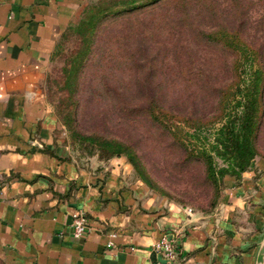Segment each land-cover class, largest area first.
Masks as SVG:
<instances>
[{
    "label": "crops",
    "instance_id": "0c3cea01",
    "mask_svg": "<svg viewBox=\"0 0 264 264\" xmlns=\"http://www.w3.org/2000/svg\"><path fill=\"white\" fill-rule=\"evenodd\" d=\"M95 1L0 0V262L150 264L168 234L177 264H255L264 156L238 179L226 176L203 214L151 192L124 156H84L71 145L47 84L59 40ZM77 210L89 226L80 240L71 238Z\"/></svg>",
    "mask_w": 264,
    "mask_h": 264
},
{
    "label": "rangeland",
    "instance_id": "374dc122",
    "mask_svg": "<svg viewBox=\"0 0 264 264\" xmlns=\"http://www.w3.org/2000/svg\"><path fill=\"white\" fill-rule=\"evenodd\" d=\"M222 27L238 30L244 42L259 49L264 66V0H154L108 16L96 31L75 97L81 131L130 142L146 167L151 192L203 214L216 205L210 206L212 188L202 163L186 159L169 134L144 114L143 105L154 94L164 107L211 114L217 89L233 79L236 55L202 32ZM79 46L70 28L50 67L47 97L62 123L67 102L62 67ZM69 140L76 152L89 155ZM257 145V156H264V115Z\"/></svg>",
    "mask_w": 264,
    "mask_h": 264
},
{
    "label": "trees",
    "instance_id": "16d2710c",
    "mask_svg": "<svg viewBox=\"0 0 264 264\" xmlns=\"http://www.w3.org/2000/svg\"><path fill=\"white\" fill-rule=\"evenodd\" d=\"M143 1L98 0L84 9L74 27L67 29L71 28L80 38V46L68 64L62 67V90L67 94V102L62 104L66 108L63 124L73 142L86 149L88 156L97 154L103 159L124 156L135 175L152 188L146 167L130 142L79 129L76 117L78 102L75 98L82 68L91 53L98 27L108 16L133 11L154 0ZM202 35L236 55L231 65L233 79L217 89L211 114L183 112L176 110L174 105L164 107L154 94L147 96L143 112L181 147L186 159L202 163L205 180L212 188L210 206L214 207L224 178L238 179L252 166L259 153L257 143L264 115V66L259 49L244 42L238 30L222 27L202 32Z\"/></svg>",
    "mask_w": 264,
    "mask_h": 264
},
{
    "label": "built area",
    "instance_id": "2783aa9c",
    "mask_svg": "<svg viewBox=\"0 0 264 264\" xmlns=\"http://www.w3.org/2000/svg\"><path fill=\"white\" fill-rule=\"evenodd\" d=\"M188 209V208H187ZM190 212L191 209H188ZM71 238L74 240H80L86 231L89 229L88 220L83 210H77L74 212L70 222ZM116 233L109 234L111 240L108 241L107 246H112V238ZM154 249L161 254V259L151 261L150 264H177L178 262V249L177 243L172 236L163 234L160 240L154 245Z\"/></svg>",
    "mask_w": 264,
    "mask_h": 264
},
{
    "label": "water",
    "instance_id": "95a60500",
    "mask_svg": "<svg viewBox=\"0 0 264 264\" xmlns=\"http://www.w3.org/2000/svg\"><path fill=\"white\" fill-rule=\"evenodd\" d=\"M255 264H264V233H263V239L260 243V246L257 252Z\"/></svg>",
    "mask_w": 264,
    "mask_h": 264
}]
</instances>
